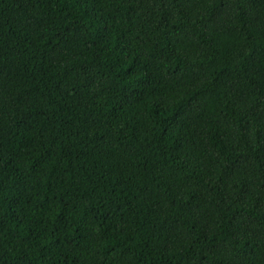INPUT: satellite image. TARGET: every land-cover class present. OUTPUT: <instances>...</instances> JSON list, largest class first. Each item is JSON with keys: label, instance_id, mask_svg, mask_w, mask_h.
<instances>
[{"label": "trees", "instance_id": "obj_1", "mask_svg": "<svg viewBox=\"0 0 264 264\" xmlns=\"http://www.w3.org/2000/svg\"><path fill=\"white\" fill-rule=\"evenodd\" d=\"M0 264H264V0H0Z\"/></svg>", "mask_w": 264, "mask_h": 264}]
</instances>
